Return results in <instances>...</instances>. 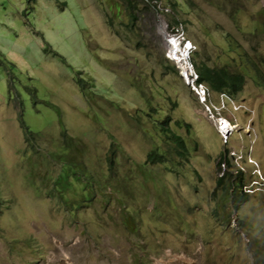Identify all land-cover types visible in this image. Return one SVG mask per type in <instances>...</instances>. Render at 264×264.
Listing matches in <instances>:
<instances>
[{
	"label": "rangeland",
	"instance_id": "rangeland-1",
	"mask_svg": "<svg viewBox=\"0 0 264 264\" xmlns=\"http://www.w3.org/2000/svg\"><path fill=\"white\" fill-rule=\"evenodd\" d=\"M156 2L0 0V264H264V0Z\"/></svg>",
	"mask_w": 264,
	"mask_h": 264
},
{
	"label": "trees",
	"instance_id": "trees-1",
	"mask_svg": "<svg viewBox=\"0 0 264 264\" xmlns=\"http://www.w3.org/2000/svg\"><path fill=\"white\" fill-rule=\"evenodd\" d=\"M121 1H122V3H124V5L119 4L115 7V9L117 10V12H120V14L123 13V19H120V24L124 29L129 30L128 31L129 33H133L134 28L132 29V27L137 26L138 22H140V13L143 14L145 12H148V14L150 15L151 23L154 22L155 19H157V14L162 13V11L157 10L156 0H145V1H143V0H121ZM169 25L170 26H168V27L172 31L176 30V29L178 30V28H177L178 21L175 20L174 22L170 23ZM113 26L114 25H112V27ZM182 36L184 37L183 34H182ZM167 60H171V58H169L167 56L165 61L168 62ZM263 64H264V60H263ZM250 65L252 67V63ZM193 67L196 70V73L198 76L196 83H203V84H205L207 89H211L214 92H225L228 96H233V95H235L241 91V89H242L241 84L243 83L244 77L248 74V73L242 74L241 72L240 73H232L229 71V69L227 67H220V68H213L212 69V68L205 66L203 63H199V64L194 63ZM171 70L175 74H177V69L175 68V66H172ZM249 75H251V74H249ZM249 75H247V77ZM251 77L252 78L254 77L253 74L251 75ZM257 80L261 83H264V73L262 71H258ZM96 95H98V94H96ZM18 99L20 100L19 102H20V104H22V107H23L24 103L27 102L26 98L22 99L21 93H20V95H17L16 100H18ZM30 101H32V100H30ZM157 112H154V110L150 109V113H148V116L150 118H152L154 115L157 114ZM166 119H168V118H166ZM166 119L163 123H159V129H160V131L163 132L162 135H164L168 141H171L173 144H175L177 149L182 148V151H183L182 154H183L184 152L187 151V148H185V143L183 141V143H184V147H183L180 136L176 135V134H171L170 131L164 127L166 125V122H167ZM21 123L24 125V121L22 119V116H21ZM152 124L156 125L158 127V123H156L155 121H153ZM176 124H178V123L176 122ZM23 128L25 130V133L27 134V132H28V134H29V130L24 126H23ZM63 133H61V135ZM156 152H157L156 148L150 152L149 157H148L149 161L153 164L154 163L163 164L165 155L163 153L161 154V153H156ZM177 153H178V151H177ZM223 159H224V156L221 157L220 161H222ZM109 161L111 163V156L108 157V162ZM116 161L121 162L120 156L117 157ZM114 162H115V158H113V162L111 164L114 165ZM110 163H109V166H110ZM219 164H220V162H219ZM144 165H146V163H144ZM112 166H110V167H112ZM110 170H111V168H110ZM218 185L219 186L222 185V178L221 177H219V179H218ZM257 260H258V258L255 260V263L257 262Z\"/></svg>",
	"mask_w": 264,
	"mask_h": 264
},
{
	"label": "bare ground",
	"instance_id": "bare-ground-1",
	"mask_svg": "<svg viewBox=\"0 0 264 264\" xmlns=\"http://www.w3.org/2000/svg\"><path fill=\"white\" fill-rule=\"evenodd\" d=\"M176 40H173V43L175 44ZM177 43V42H176ZM181 45V44H180ZM191 47H186V48H182V46L178 49L177 53L175 55H173V57H175V60L178 63H180L183 67H184V63L187 59V57L189 56L190 53V49ZM173 52L175 53L176 50L174 48H172V46L170 47V53L173 54ZM223 127H225V122L221 123V127L219 128V130L222 128V132L225 133V135H227V133H229V127L226 126L225 129H223Z\"/></svg>",
	"mask_w": 264,
	"mask_h": 264
},
{
	"label": "clouds",
	"instance_id": "clouds-1",
	"mask_svg": "<svg viewBox=\"0 0 264 264\" xmlns=\"http://www.w3.org/2000/svg\"><path fill=\"white\" fill-rule=\"evenodd\" d=\"M165 39V41H168L167 40V38H164ZM179 39H181V37L179 38ZM181 40H185V38L183 37V39H181ZM166 48H167V45H166ZM167 52V51H166ZM169 58H171V59H175L174 57H171V56H169L168 55V53L166 54ZM221 125V124H220Z\"/></svg>",
	"mask_w": 264,
	"mask_h": 264
},
{
	"label": "built area",
	"instance_id": "built-area-1",
	"mask_svg": "<svg viewBox=\"0 0 264 264\" xmlns=\"http://www.w3.org/2000/svg\"><path fill=\"white\" fill-rule=\"evenodd\" d=\"M170 34L175 35V33H170ZM180 37H181V39H183L182 33H180Z\"/></svg>",
	"mask_w": 264,
	"mask_h": 264
},
{
	"label": "water",
	"instance_id": "water-1",
	"mask_svg": "<svg viewBox=\"0 0 264 264\" xmlns=\"http://www.w3.org/2000/svg\"><path fill=\"white\" fill-rule=\"evenodd\" d=\"M166 43H167V41H166Z\"/></svg>",
	"mask_w": 264,
	"mask_h": 264
}]
</instances>
